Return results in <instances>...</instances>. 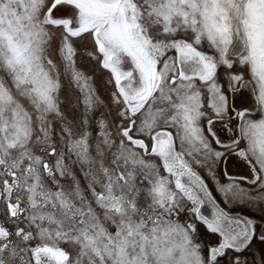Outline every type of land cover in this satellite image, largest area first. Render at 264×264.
<instances>
[{"label":"snow or ice","instance_id":"6c2138e0","mask_svg":"<svg viewBox=\"0 0 264 264\" xmlns=\"http://www.w3.org/2000/svg\"><path fill=\"white\" fill-rule=\"evenodd\" d=\"M0 264H264V0H0Z\"/></svg>","mask_w":264,"mask_h":264}]
</instances>
